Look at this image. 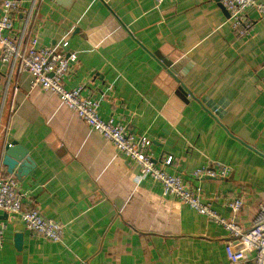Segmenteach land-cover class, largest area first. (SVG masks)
Wrapping results in <instances>:
<instances>
[{"label": "crops", "instance_id": "obj_1", "mask_svg": "<svg viewBox=\"0 0 264 264\" xmlns=\"http://www.w3.org/2000/svg\"><path fill=\"white\" fill-rule=\"evenodd\" d=\"M17 1L14 29L33 0ZM246 16L240 36L219 0L158 8L153 0H73L68 8L38 0L32 24L39 45L69 54L67 88L82 84L101 118L149 138L157 165L172 156L166 172L248 228L264 198V19L254 7ZM6 73L0 64V158L14 141L32 165L18 178L4 165L3 173L15 177L23 208L63 225V239L49 241L0 211V264H229L227 230L163 196L158 181L137 180L133 161L26 74L15 90L10 80L3 102ZM208 163L231 171L193 176ZM236 197L243 206L235 214L228 202Z\"/></svg>", "mask_w": 264, "mask_h": 264}, {"label": "built area", "instance_id": "obj_2", "mask_svg": "<svg viewBox=\"0 0 264 264\" xmlns=\"http://www.w3.org/2000/svg\"><path fill=\"white\" fill-rule=\"evenodd\" d=\"M38 0H33L30 9L22 17L21 25L14 29L13 14L19 9L17 0H2L0 10V64L7 68L3 102L8 84L13 79V90L20 83L23 74L29 77L31 86H40L54 94L63 104L70 108L92 130L128 157L138 167L137 180L152 178L161 184L162 195L174 197L186 203L208 220L221 225L229 232L232 240L225 246L229 264H264V198L257 204L256 213L248 228L239 225L235 217L226 218L202 200L199 186H188L176 173H168L164 165L170 164L172 156H166L161 165H157L150 154L151 140L144 135L129 131L127 125L114 117L103 119L99 116V100L82 95L83 85L67 88L64 84L70 62L67 54L51 45H39L38 36L33 30V10ZM158 8L163 0H153ZM233 21L237 35H247L250 23L246 10L254 7L264 19V3L257 0H219ZM61 45L65 47L67 41ZM11 109V107H10ZM0 109V132H6L7 125L2 127ZM4 147V146H3ZM3 149V148H2ZM0 158V211L19 214L27 230L37 233L49 241L60 242L63 239V225L43 216L36 207L23 208V194L17 188L13 176L3 173ZM227 165L208 163L207 166L193 171L194 177L208 176L223 178L230 173ZM228 206L237 213L243 206L240 197L231 199ZM6 224L0 221V245L4 241Z\"/></svg>", "mask_w": 264, "mask_h": 264}, {"label": "water", "instance_id": "obj_3", "mask_svg": "<svg viewBox=\"0 0 264 264\" xmlns=\"http://www.w3.org/2000/svg\"><path fill=\"white\" fill-rule=\"evenodd\" d=\"M56 3L68 8L73 0H54ZM228 15V14H227ZM69 54H67V57ZM2 163L6 166L10 174H14L16 178L28 173L31 168V159L26 151L18 146L14 141L7 143L2 149ZM15 244L17 248L21 246V235L16 234Z\"/></svg>", "mask_w": 264, "mask_h": 264}]
</instances>
